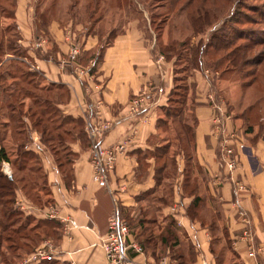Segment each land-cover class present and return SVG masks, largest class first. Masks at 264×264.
Segmentation results:
<instances>
[{
  "label": "crops",
  "instance_id": "obj_1",
  "mask_svg": "<svg viewBox=\"0 0 264 264\" xmlns=\"http://www.w3.org/2000/svg\"><path fill=\"white\" fill-rule=\"evenodd\" d=\"M30 2L15 0L12 9V24L20 29L19 44L47 83L56 90L59 86L68 89V99L56 103L57 109L83 123V134L75 133L69 144L75 155L70 167L67 166L69 178L52 152L41 144L40 134L35 130L29 146L39 154L49 199L58 208L59 218L48 217L47 204L37 207L27 200L21 202L30 214L55 220L52 237L57 260L69 264H110L102 241L109 217L117 206L128 224H136V229L131 228L132 240H136L135 233L139 234L143 223L153 225L154 239L144 244L145 251L137 253L131 247L128 250L137 264H160L163 258L168 264H176L172 257L176 251L180 252L177 264H183L189 256L188 246L195 252L192 264H264V129L246 120L251 125L246 130L245 119L233 114L227 106L233 114L228 128L236 134L240 162L230 175L220 166V141L213 133V108L208 95L213 94L215 86L208 70L193 65L187 97L196 123L186 121L193 126L192 157L188 160L184 150L178 149L173 180L166 178L159 182L158 171L174 166L159 164V157L150 154L162 147L160 139L155 143L159 129L167 122L164 120L162 124V113L179 85L174 59L158 49L148 35L144 36L137 27L138 21L123 31L113 32L108 43L100 46L102 38L92 32L81 34V24L72 21L63 25L53 18L46 26L48 38L39 42L43 36L38 34L43 30L39 28L43 11L39 0H34L33 5ZM75 41L82 51L78 61L68 56ZM99 54L100 62L92 75H79L76 64L87 65ZM143 91L157 99L158 105L149 121H126L105 135L106 145L125 136H129V143L126 153L118 158L108 186H100L93 180L85 125L121 118L131 98ZM98 100L103 102L99 115L93 109ZM232 178L241 179L247 191L237 192ZM61 219L67 220V228ZM245 231L250 234L247 238ZM250 243L260 249L257 256L249 254Z\"/></svg>",
  "mask_w": 264,
  "mask_h": 264
},
{
  "label": "rangeland",
  "instance_id": "obj_2",
  "mask_svg": "<svg viewBox=\"0 0 264 264\" xmlns=\"http://www.w3.org/2000/svg\"><path fill=\"white\" fill-rule=\"evenodd\" d=\"M39 1L41 8L43 9H41V11H43L42 13L46 14L48 21L47 24L49 23L50 19L53 18L60 21L63 25L70 24V22L72 21H74V23H79L82 25L81 34L86 35L87 33L92 32L93 34H97L100 37V40L102 38L100 46L108 43L109 37H111L110 35L113 32L123 31L132 22L138 21L137 27L141 32H144V36L148 35V39L150 37L151 41L155 43L154 45H158V49L160 48L164 50L167 44H169L170 42H176V51L181 49L183 50V52H185L186 47L180 46L181 44H178L180 41L189 38L190 43L194 42L195 44H198V42L201 40L202 44H204L205 41L211 38V33L213 31L211 29L212 25L210 27H204V30L202 32L196 34L193 32L192 24L189 20L190 18L195 17V14H198L199 8H203V10L204 8L210 10L211 13L209 17L213 21V23H215V28L223 29V23L224 20H226L228 21V23H226L225 26L228 29L226 28L225 30L226 32L229 31L233 33V38H236V34H238V32L234 33L233 29H229L231 27L238 28L240 29L238 31L246 32V34H250L252 36L251 38L259 41L257 45H254L253 48H251L247 52L246 61H244V63L242 64L240 60L237 61L236 67H233L230 64L231 61L228 59L226 49H215L213 46H208L207 49L205 48V59L203 60V67L205 70H208V74L211 78L210 80L211 82L213 81L212 84L215 86V89H212V93L215 95L214 98L215 100L224 103L226 107L228 106L226 103L228 100L232 106L233 114L242 115V113L247 111L246 114H244V117L246 116V119L249 120V123L252 124V126L256 125V127L259 129H264V44H260V42L264 41V0H189L188 5L185 8H183V6L184 4H187L188 0ZM32 3H34V0H31L30 4L33 5ZM13 4L15 5L13 0H0V36L2 35L4 37L5 44H7V40L11 38L12 33H16V35H19L17 32L20 29L15 26L17 27L16 29L12 25L13 16L11 15V13L12 9L15 8ZM182 8L183 10H181ZM251 8H253V10ZM241 12H244L245 14H242ZM215 18H217V20ZM238 20H240L239 23ZM44 23L46 22H42V24ZM46 26H44V30L38 33L40 35H43L41 36V40L44 41L48 38ZM5 27H7L8 30L10 29L11 33L7 32L4 34L2 30ZM41 40H39V42H41ZM234 40L235 43L231 45V48H233L236 44L239 45L245 42L243 41V39H233V41ZM35 41H37V39H35ZM75 43L76 45H78L76 41ZM187 48V50H189V47ZM5 52L6 53H3L0 56L1 65L5 61V58L7 56H12V59H10L11 61L16 60L12 61L14 62L13 64H15V68H13L14 70L12 71L14 72V74H12L11 76H15L17 74H15V72L19 71L28 72L30 74L31 72H34L35 77L34 75H32V80L33 84L36 85V88H34L38 94H42L43 96H50L49 94L55 92L57 94L60 93V90H56L52 84L47 83L35 71V68L31 64V60L28 58L29 55L27 54L26 49L23 50L21 48L17 52ZM166 52L169 56H173V59L177 60V65H179L180 67L185 66V70L182 73L183 79H185L183 80L182 76L179 77V85L178 87L176 86L171 100L169 101L168 105L165 106L166 110L171 109L172 111H174L181 108L182 102L184 101L185 97L187 98V100H189L186 94H188L189 92L188 77L192 72L193 66H191V64L188 65V57L182 56L183 58L181 59L183 60L178 61L179 58L176 55H173V53L170 54V51H168L167 49ZM184 59H186V61H184ZM259 59L263 61L261 63H256ZM10 64L11 63H9L6 67L10 66ZM97 66L98 64L96 65V67ZM187 66H189L188 69H186ZM15 81L16 80H13L12 77H8L3 81V84L9 89L12 83H14ZM17 82H19V79H17ZM242 82H246V84L247 82H249L252 83V85L243 87L241 85L243 84ZM19 84L25 85V83L22 81H20ZM39 84H41L40 87ZM2 87L3 86H1L0 88ZM49 88H52L53 91L50 92ZM222 95H225V98L227 100L223 98ZM12 99H14V101L17 100L15 97ZM27 104L28 103L26 101L24 106L22 107L24 110L27 109ZM52 106L54 108L56 107L53 104ZM185 106L188 107L184 112V116L182 115V118H186L188 121L192 122V115L194 111L189 110V105L185 104L184 108ZM4 110L7 109L4 108ZM1 113L2 115H0V123L6 121V117H8L7 115H9L8 111H5V113L4 111H2ZM59 114L62 116L63 113L60 112ZM18 115L19 113L16 112L15 119L11 120V122L9 123L11 130L10 133H13V140H8L6 142V146L8 147V149L13 152V158L16 157V151H12V148H15V144H17V142L21 140V138H25V136H28L27 126L32 122V118L28 116L21 118V115L17 117ZM172 117L166 118L163 115L164 120H167V122L159 129L160 131L158 134V138L155 140V143H157V141L160 139V143L162 144L161 148L163 150L169 149V154L164 157L160 156L158 160L159 164H168V166L172 162L171 156L172 154H174V152H176L175 149H182V147L186 146V140L182 136V129L180 127V124L176 121L177 119H175L174 116ZM19 118L22 122L24 121L22 123V126L16 123V119ZM244 123L247 126L245 120ZM66 124H64L62 128L71 127L70 124ZM86 126L87 125H85V130ZM30 127H32V125ZM243 127L245 128L244 125ZM23 129L24 135H21V130ZM33 129L34 128H31L32 132L35 130L39 134H41L40 130ZM178 133L182 136V140L180 141L183 146L178 144L179 141L176 138V135ZM47 149L49 148L47 147ZM20 159L22 158H18V160ZM37 159L38 158L28 157V169L32 166L34 168H38ZM39 160L41 161L40 158ZM24 174H26L27 176L29 175L28 183L27 185H24L26 188L17 189L14 206L22 210V214L19 215V218L24 222V224H30V227L26 228L24 234L17 235L13 241L3 239V248L1 252L8 264H11V262L8 261L9 258L12 259L13 263L16 262L17 259L13 258V251L15 252L14 248L21 245L23 240H27L28 236H32L34 234L35 231L33 230V225L39 222L38 217H36L32 213L30 214L29 209H22L17 204V201L27 200L37 207H42V205L44 206V203L49 199L50 196L49 187L47 185H44V180L41 177V172L39 173L37 170L34 172L26 170L24 172L17 173L16 178ZM172 176L173 175L171 174L170 182L173 180ZM18 187H22V185L19 184ZM52 204L53 203H48L46 207H49ZM28 214L30 215L27 216ZM63 226L67 228L69 224L64 223ZM37 230L38 229H36V231ZM47 239L51 240V238ZM9 245L13 247L9 249ZM26 257H24L22 260H24ZM22 260L20 261V263L22 262ZM4 263V261L2 263L1 256L0 264Z\"/></svg>",
  "mask_w": 264,
  "mask_h": 264
},
{
  "label": "trees",
  "instance_id": "obj_3",
  "mask_svg": "<svg viewBox=\"0 0 264 264\" xmlns=\"http://www.w3.org/2000/svg\"><path fill=\"white\" fill-rule=\"evenodd\" d=\"M15 2V0H13ZM189 0L187 1V4H184L183 8H185L188 5ZM14 6V4H13ZM183 8L181 10H183ZM253 10V8H251ZM259 10V9H258ZM210 10L203 8H199L198 14H195L193 18H190V22L192 24V30L194 33L199 34L204 30V27H210L212 25V33H211V38L202 44V41L200 40L198 44H195L194 42L189 41V38H186L182 41H180L178 44H181L180 46L186 47L185 52L183 50L179 49L176 51V42H170L167 44L166 48L161 49L162 52L165 53V55L171 59H173V56H169L168 53L166 52V49L170 51L169 53H173V55H176L179 59L178 61H181L183 59L182 56L188 57V65L191 64V66H197L200 68H203V60L204 58V52L205 48L207 49L208 46H213L215 49H226L227 50V56L228 59L231 61V65L233 67L237 66V61H241V64L244 63L247 59V52L253 48L254 45H257L259 43L258 40H254L251 38L252 36L250 34H246V32H240L238 28L231 27L229 29H233L234 33L238 32L236 34V38H233V33L227 31L226 32V23L228 21L224 20V25L223 29L215 28L213 21L210 19ZM242 14H245L244 12H241ZM11 15L13 16V10ZM249 16V15H248ZM45 13H41V22L39 24V28L44 30V26L47 24V17ZM230 17V16H228ZM43 18V19H42ZM233 18V17H232ZM217 20V18H215ZM240 20H238L239 23ZM42 22H46L42 24ZM14 28L17 29V27L12 24ZM229 26V25H228ZM228 29V28H227ZM237 29V30H236ZM12 30V29H11ZM3 33L10 32V29L8 30L7 27L3 28ZM14 31V30H13ZM18 31V30H17ZM18 33V32H17ZM19 34V33H18ZM20 35V34H19ZM19 35H16V33H12L11 38L7 40V44H5L4 37L1 35L0 36V56L3 53H6L5 51H14L17 52L19 51L22 46L19 44ZM233 39H243L245 41L242 44L235 45L233 48H231V45L235 43V40ZM194 43V44H193ZM225 43V45H224ZM260 44H264L263 42H260ZM189 47V50H187ZM9 53V52H8ZM100 57L101 55H97L94 57L95 61L97 64L100 62ZM233 57V58H231ZM261 59V58H260ZM257 60L256 63H261L263 60ZM1 61V60H0ZM16 61V60H12ZM11 60H5L2 65L0 63V115H2V111H8L6 117V121H3L0 123V257L2 256V263L3 261L5 262L4 264H8L6 260L4 259L5 257L2 255V248H3V239L4 240H14L17 235L19 234H24V231L26 228L30 227V224H24L23 221L19 218V215L22 214V210L19 208H16L14 206L15 200H16V192L18 188L24 189L26 188L24 185H27L29 175L27 176L26 174L16 178L17 173L24 172L26 170H29L31 172L38 171L39 173L41 172V177L44 180V185H47V178L42 170L41 163L39 160V154L33 150L30 146V143H32V131L31 128L38 129L40 130V142L44 147H48L49 150L52 152V154L55 157V160L57 161L58 165L62 167L63 173L66 174V177L69 178L70 176V171L67 166H69L72 163V160L75 158V155L71 151L70 148V142L75 138V133L78 132V135L83 134V123L77 119L73 118L68 115L62 114V116L59 114V110L55 107L52 106L55 105L56 103L59 102H64L68 99L69 97V91L65 86H59L58 90H60V93H52L49 94L50 96H43L42 94H38L35 90L36 85L33 84V78L32 75L35 77V73L31 72H24V71H19L15 72V76H11L14 74L12 70L15 68L14 62ZM78 61V58L76 59ZM186 61V59H184ZM176 68L175 72L177 74V79L179 81V77L182 76L183 71L185 70V66L180 67L177 65V60L174 59ZM9 63L10 66L6 67ZM2 66V67H1ZM12 68V69H11ZM189 66H187L186 69H188ZM96 70V67L94 68ZM183 69V70H182ZM8 77H12L13 80H16L10 88L8 89L6 86H4L3 81L6 80ZM17 79H19V82L22 81L25 83V85H20L19 82H17ZM183 79V76H182ZM185 79V78H184ZM183 79V80H184ZM241 84L243 87L244 86H251L252 83L247 82H242ZM41 84H39V87ZM35 87V88H34ZM56 88V87H55ZM52 88H49V91L51 92ZM187 96V94H186ZM16 98L17 100L14 101L12 98ZM21 98V99H20ZM66 98V99H65ZM186 98V97H185ZM182 102V106L180 109H176L172 111L171 109L166 110L164 108L163 114L166 118H170L172 116L177 119L176 121L179 122L180 127L182 129V133L184 132V138H185V143L186 146L182 147L184 150L187 159H191L192 157V148L194 146V138H193V126H190L186 123L187 119L182 118V115L184 116V112L188 106L184 105H189V110L193 111V106L192 104H188L187 98ZM29 100V102H28ZM56 100V101H54ZM171 100V98H170ZM27 101V109L24 110L22 107L24 106L25 102ZM227 105L228 107L232 108L230 102L227 100ZM56 106V105H55ZM6 108L7 110H4ZM229 110V108H228ZM230 111V110H229ZM18 112L20 117H25L28 116L32 118V122L28 124L27 126V134L30 132V135L25 136V138H21L15 144V148H12V151H16V157L13 158L12 154L8 147L6 146V142L8 140H13L12 136L13 133H10V122L11 120L15 119V113ZM247 112V111H246ZM246 112L242 113V116L245 119V122L247 124L246 130H249L251 128V125L247 123L248 119H246V116L244 117V114ZM19 115L17 117H19ZM238 115V114H237ZM173 118V117H172ZM179 119V120H178ZM247 120V121H246ZM1 121V117H0ZM162 124L163 122L165 123L164 119H161ZM24 122V121H23ZM21 119H16V123L22 126ZM192 122L193 124L196 123V118L194 116V113L192 115ZM67 123V124H66ZM70 124L71 127L68 128H62L63 125ZM32 125V127H30ZM20 127V126H19ZM33 129V130H34ZM20 131V130H19ZM21 135H24V129L21 130ZM10 138V139H9ZM176 138L179 141V145L183 146L181 141L182 136L178 133L176 135ZM15 141V140H14ZM13 141V142H14ZM13 144V143H12ZM171 144V142H170ZM160 149V150H159ZM157 149L154 152L152 151L150 154L157 156L160 158V156H166L169 154V149H162L161 147ZM162 149V150H161ZM159 150V152H158ZM61 151V152H60ZM177 152L178 149H175ZM172 154V162L171 164L174 166H171L169 170H166L165 168H161L158 171V180L163 181V179L170 178L171 174L174 175L175 172V164H174V156L176 154ZM28 157H33V158H38V168H34L33 166L28 169L27 167V161ZM18 158H22L18 160ZM3 161H9L12 168H13V174L11 176H7L3 174L1 171V164ZM70 167V166H69ZM165 167V166H164ZM21 184L22 187H18V185ZM27 194V192H26ZM53 200L48 199L46 202L48 203H53ZM44 204H48V203ZM43 207V205H42ZM28 214L27 216H29ZM39 222L33 225V230L35 231L32 236H28L27 240H23L21 245L17 246L14 248L15 252L13 251L14 255L13 258H16V262L13 263L12 259L9 258V262L11 264H19L20 261L29 255L30 253L34 252L40 244L44 241V239L51 238V240L56 244L54 241L52 235L54 234V229L56 222L54 219H40L38 218ZM150 222H153L152 220H149ZM155 221V220H154ZM154 223V222H153ZM130 225V230L132 228H137L136 224L135 225ZM36 229H38L36 231ZM131 230V233H132ZM134 234V231H133ZM136 234V240L133 239L134 241H137L144 249L145 251V243H151L153 241L154 237V228L153 225L147 226L144 223L142 224L141 230L139 231V234ZM134 234V235H135ZM164 240V239H162ZM13 246L9 245L8 248L11 249ZM17 249V250H16ZM13 250V249H12ZM189 250V256L187 259L184 260L183 264H192L194 260V249L192 246H188ZM179 251H176V253L172 254V257L178 262L179 260ZM20 257V258H19ZM165 259V258H163ZM161 259V260H163ZM176 262V264H177ZM168 263V262H167ZM31 264H69L66 262H61L60 260H57L56 255L54 259L50 261H42V262H37V263H31Z\"/></svg>",
  "mask_w": 264,
  "mask_h": 264
},
{
  "label": "built area",
  "instance_id": "obj_4",
  "mask_svg": "<svg viewBox=\"0 0 264 264\" xmlns=\"http://www.w3.org/2000/svg\"><path fill=\"white\" fill-rule=\"evenodd\" d=\"M44 41V40H41ZM41 43H38L39 46ZM81 53L79 45H72L69 51V58L76 61ZM95 59H92L87 65L76 64V70L79 75H92V70L96 67ZM214 94H209V101L213 108L212 122L213 133L219 139L220 150V166L226 169L230 175L239 168V158L235 147L236 134L234 130L228 128V123L233 119V114L227 109L224 103H221L214 98ZM103 104L102 100H98L93 105V109L99 115L100 107ZM158 105L157 99L149 96L146 92L135 94L127 105L126 114L121 118L114 120H103L98 123L89 122L86 126V132L90 139L91 165L93 168V180L100 186L107 187L109 178L116 168L118 158L124 155L128 148L129 136H125L120 141L112 145H106L104 137L107 133L116 129L123 122L142 121L147 122L150 119V114L154 107ZM1 171L7 176L13 174V170L9 161H3ZM235 190L237 192L247 191V185L237 178H232ZM111 191V188H109ZM17 204L22 208H26L24 203L17 201ZM242 213V212H241ZM47 215L50 218H59L58 208L55 205L47 207ZM245 216V214L242 213ZM243 220L248 223L246 217ZM62 223H68L66 219ZM179 225L181 220L177 219ZM246 238L250 235L248 231L243 233ZM130 226L126 220L121 217L119 208L114 209L108 220V231L102 241V247L105 251L107 260L110 264H137V262L128 255L129 248H133L135 252H144L143 247L131 239ZM251 241V240H249ZM251 256H257L260 251L255 245L250 243L248 247ZM55 244L50 239H44L40 246L31 254H29L20 264H31L42 261H50L54 259ZM160 264H168L166 259L160 261Z\"/></svg>",
  "mask_w": 264,
  "mask_h": 264
}]
</instances>
